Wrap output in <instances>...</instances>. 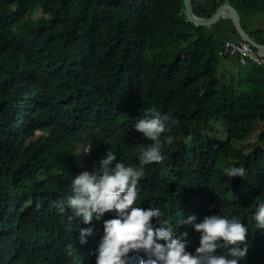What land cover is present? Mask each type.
I'll list each match as a JSON object with an SVG mask.
<instances>
[{"label":"trees","instance_id":"1","mask_svg":"<svg viewBox=\"0 0 264 264\" xmlns=\"http://www.w3.org/2000/svg\"><path fill=\"white\" fill-rule=\"evenodd\" d=\"M221 2L193 0L194 11L209 17ZM231 3L264 17V0ZM184 10V0H0V264H95L102 221L81 244L77 218L54 202L108 149L137 166L151 140L133 124L152 108L170 116L164 159L144 166L134 203L187 230V248L199 234L180 219L234 215L248 226L243 264H264L252 219L264 199V66L239 63L244 82L220 76L224 34ZM258 125L256 148L237 147ZM241 165L244 177L226 175Z\"/></svg>","mask_w":264,"mask_h":264},{"label":"clouds","instance_id":"2","mask_svg":"<svg viewBox=\"0 0 264 264\" xmlns=\"http://www.w3.org/2000/svg\"><path fill=\"white\" fill-rule=\"evenodd\" d=\"M169 119V114L149 109L133 124L137 132L151 140L140 153L137 166L125 164L117 159L112 149H108L90 170L84 169L74 175L71 192L65 194L63 200L54 202L56 211L67 214L70 224L77 218L81 244L87 243V237L93 234L91 222L102 221V234L91 252L95 254V264L245 262L248 226L236 216L213 213L197 220L195 214H189L180 219L181 226L185 229L190 226L199 234L198 246L187 248V230L178 231L173 223L163 219L159 207L144 208L134 203L144 166L164 159L161 134L169 130ZM172 123L176 121L172 120ZM92 149L93 146L86 145L82 155H88ZM245 172L242 165L226 169L228 177H244ZM106 213H112L110 218H104ZM252 219L256 229L264 230V199L255 204ZM81 224L89 226L81 227Z\"/></svg>","mask_w":264,"mask_h":264},{"label":"water","instance_id":"3","mask_svg":"<svg viewBox=\"0 0 264 264\" xmlns=\"http://www.w3.org/2000/svg\"><path fill=\"white\" fill-rule=\"evenodd\" d=\"M213 1L219 2L220 0H204V4L209 6ZM232 0H223L215 12L209 17L198 16L193 7V0H184V13L186 20L193 24L195 27L211 28L219 24L220 32L227 31L228 26H233L238 33L241 40L250 44L256 52L260 53L264 50V44L258 43L251 35L246 31V25H243L241 16L238 10L232 5ZM218 44H222V40L218 41ZM261 56L264 57L262 53Z\"/></svg>","mask_w":264,"mask_h":264},{"label":"rangeland","instance_id":"4","mask_svg":"<svg viewBox=\"0 0 264 264\" xmlns=\"http://www.w3.org/2000/svg\"><path fill=\"white\" fill-rule=\"evenodd\" d=\"M197 1L201 3L204 2V0H197ZM241 20L243 25H246V31L249 34H251L252 37H255L254 35L257 34L258 38H264V17L260 10L254 11L252 13V17L242 16ZM235 31H236L235 28L230 25L227 31L223 33L224 36H222V38L225 39L231 38L233 40L239 39L240 37L237 32H236L237 34H235ZM240 70L241 69H240L239 61L237 59L231 58L228 59L227 61L221 62V66L219 68V75L220 76L225 75L227 78L234 76L237 81L244 82L246 76L244 74L239 75ZM228 82L229 80L227 79V83ZM261 129H262L261 125H258L252 134H250L243 142L237 144V147H244V150H253L254 148H256L259 130Z\"/></svg>","mask_w":264,"mask_h":264},{"label":"built area","instance_id":"5","mask_svg":"<svg viewBox=\"0 0 264 264\" xmlns=\"http://www.w3.org/2000/svg\"><path fill=\"white\" fill-rule=\"evenodd\" d=\"M223 55L230 56L239 61L240 64L247 66L249 64H256L264 66V57L261 52L256 50L240 38L233 40L231 38L222 41Z\"/></svg>","mask_w":264,"mask_h":264},{"label":"bare ground","instance_id":"6","mask_svg":"<svg viewBox=\"0 0 264 264\" xmlns=\"http://www.w3.org/2000/svg\"><path fill=\"white\" fill-rule=\"evenodd\" d=\"M262 53L264 54V50L261 51V54H262ZM188 246H189V245H187V247H188ZM193 246H196V245H191V247H193Z\"/></svg>","mask_w":264,"mask_h":264},{"label":"flooded vegetation","instance_id":"7","mask_svg":"<svg viewBox=\"0 0 264 264\" xmlns=\"http://www.w3.org/2000/svg\"><path fill=\"white\" fill-rule=\"evenodd\" d=\"M216 26V25H215ZM217 26L219 27V24H217ZM229 27V26H228ZM228 29V28H227ZM262 29V28H261ZM263 30V29H262ZM221 34H223L222 32H220ZM225 33V32H224ZM220 40V39H219Z\"/></svg>","mask_w":264,"mask_h":264}]
</instances>
